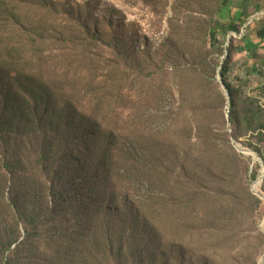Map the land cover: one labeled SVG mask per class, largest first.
Wrapping results in <instances>:
<instances>
[{
  "label": "trees",
  "instance_id": "1",
  "mask_svg": "<svg viewBox=\"0 0 264 264\" xmlns=\"http://www.w3.org/2000/svg\"><path fill=\"white\" fill-rule=\"evenodd\" d=\"M234 2L221 0L211 20L200 23L205 24L204 43L212 34L240 32L248 17ZM40 5L44 18L34 23L11 0H0L2 264H9L2 254L13 244L18 253L30 240L29 226L44 228L48 244L43 247L53 253L50 260L169 264L171 257L182 258L186 231L194 237L207 223L225 219H217L212 203L223 193L229 173L237 174L240 155L215 133L213 122L203 125L200 112L184 120V101L162 110L165 81L156 85L152 79L139 80L142 67L133 46L102 30L97 18L89 23L80 12L74 18L59 0H40ZM61 9L67 18L63 26L56 17ZM69 22L79 27L76 35ZM251 29L246 28L243 40ZM255 32L264 37V27ZM105 36L112 60L102 74L106 65L100 61L106 59L97 48ZM56 44L65 45L61 51L68 68L74 60L99 63L90 76L96 111L80 104L78 90L49 72L52 49L46 47ZM232 45L220 71L231 96L234 88L227 75ZM164 58L173 62L175 84L184 99L190 91L186 77L199 70L182 64L181 50ZM202 65L198 81L209 91L214 81L209 65ZM158 74L163 79L170 75L165 70ZM120 99L130 110L125 119L109 111ZM257 107L247 111L246 120L249 132L256 133L253 149L262 155L264 118L258 119L263 109ZM25 225V238L18 243L16 230Z\"/></svg>",
  "mask_w": 264,
  "mask_h": 264
},
{
  "label": "rangeland",
  "instance_id": "2",
  "mask_svg": "<svg viewBox=\"0 0 264 264\" xmlns=\"http://www.w3.org/2000/svg\"><path fill=\"white\" fill-rule=\"evenodd\" d=\"M11 1L20 8L19 11L29 21L37 23L44 18V11L40 9V0ZM59 1L74 12V18L78 17L79 12L82 18L89 20V23L97 18V22H102L100 24L102 30L112 31L120 40L133 46L134 51L139 55L142 67V76L138 77L139 80L152 79L156 85H161L162 81H165L164 87L167 92L164 93L163 105L166 108L162 110H168L172 105L178 107L184 101L186 103V112L182 115L184 120L193 117L194 111L200 112L203 125L206 127L213 122L215 133L228 140L240 155L237 174L229 173L223 193L216 195L212 203L218 213L217 219L224 215L225 219L218 223H207L194 237L190 230L186 231L188 237L184 241V256L171 257L169 264H264V142L261 143L263 151L261 155L253 149L254 145H258L254 137L256 133L249 132L246 120L247 111L251 109L255 112L258 105L263 109L258 119L264 118V43L263 47L258 46L254 52L262 60L260 72L254 76V73L246 69L236 68L251 50L246 49V40L242 39L247 31L246 28L248 26L252 28L250 34H247L252 40L251 36L259 39L255 37L256 27H264V0H235V5L242 9L245 17H248L246 27L244 25L239 33L229 32L226 36L220 33L212 34V39L208 36L206 43L203 42L205 24L200 23H208L211 20L213 14L220 8L221 0ZM79 7L82 9L79 10ZM62 13L61 9L56 17L60 19L58 23L63 26L67 24V18ZM51 16L54 17L55 13ZM62 18L64 21L61 20ZM69 25H72V32L76 35V30L79 28L76 22H69ZM109 42L110 38L105 36L97 48V52L106 59L100 61V64L106 65L102 74H105L107 65H111ZM231 44L235 51L229 63L227 80L234 88L233 96L219 78V69L226 59L225 54ZM21 46L30 48L25 44H20ZM64 46L56 44L46 47L48 50L52 49L48 70L56 80L66 82L70 87L78 90L77 99L80 104L96 111L94 106L96 95L92 91L94 87L92 89L90 87V76L91 70L99 63L74 60L73 67L68 68L62 57L64 52L61 50ZM178 50L184 54L185 61L182 64H189L187 68L193 67L199 70L197 71L199 73L204 68L202 63L209 65L210 76L214 81L212 90L206 91L199 84L198 73H194L195 77H186L190 91L187 90V95L184 99L181 98V92L175 84L176 70L171 68L173 62H166L164 58L170 52L171 56L175 55ZM187 68L184 73L187 72ZM164 70L170 74L166 79H163L162 74L161 76L158 74ZM180 70L184 71L183 67H180ZM151 72L153 74H150ZM140 88L136 85V90ZM124 93L128 95L127 89ZM114 105L112 110H109L113 116L118 115L125 119L130 115L124 100L120 99ZM195 141L193 139L192 143ZM28 230L32 235L30 240L21 246L18 253L14 252L16 245L13 244L10 250L2 254L4 261L8 260L9 264H50L51 262V264H70L60 260L59 256L57 259H51L53 261L48 259L53 257V253L44 248L48 244L45 242L44 228L36 231L29 226ZM25 232L26 225L16 230L18 243L25 238ZM0 264H2L1 255Z\"/></svg>",
  "mask_w": 264,
  "mask_h": 264
},
{
  "label": "crops",
  "instance_id": "3",
  "mask_svg": "<svg viewBox=\"0 0 264 264\" xmlns=\"http://www.w3.org/2000/svg\"><path fill=\"white\" fill-rule=\"evenodd\" d=\"M255 37H258V36L256 35ZM251 38H252V40L250 38H248V37L246 39V45H247L246 49H251V50L248 51L249 53L246 55L245 60L243 62L238 63L236 65V68L240 67L242 69H246V70H248V72L254 73L253 75L255 76L257 72L261 71L262 60H261V58L257 57L254 54V52L258 49V46L259 47L260 46L263 47L262 44L264 43L263 42L264 37H258L259 39H255V38H253V36H251ZM244 45H245V43H244Z\"/></svg>",
  "mask_w": 264,
  "mask_h": 264
},
{
  "label": "water",
  "instance_id": "4",
  "mask_svg": "<svg viewBox=\"0 0 264 264\" xmlns=\"http://www.w3.org/2000/svg\"><path fill=\"white\" fill-rule=\"evenodd\" d=\"M245 27H246V25H245ZM229 41H230V38H229ZM225 56H226V57L228 56V51H227V53L225 54ZM220 71H221V68L219 69V78H220L221 83L224 84V83H223V78H222V76H221V74H220ZM223 86H224V85H223Z\"/></svg>",
  "mask_w": 264,
  "mask_h": 264
}]
</instances>
